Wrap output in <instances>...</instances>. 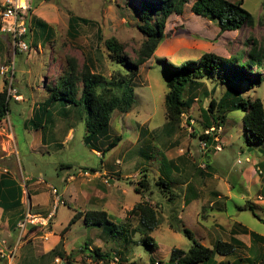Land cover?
Wrapping results in <instances>:
<instances>
[{
	"label": "rangeland",
	"instance_id": "obj_1",
	"mask_svg": "<svg viewBox=\"0 0 264 264\" xmlns=\"http://www.w3.org/2000/svg\"><path fill=\"white\" fill-rule=\"evenodd\" d=\"M4 1L0 0V7ZM24 1L29 7L26 18L30 50L15 55L11 37L0 34V67L15 57L14 86L23 97L22 102H9L5 120L8 124L10 120L12 129L7 125L0 127L16 136V149L14 135L9 139L0 136V175L8 172L23 188L24 194L30 192L32 196L36 189L38 196L31 211L25 202L21 208L10 211L13 215L21 210L47 215L45 210L52 208L47 200L50 195L54 196L52 189L55 188L66 204L59 205L58 214L53 218L52 232L56 235L76 212L101 209L85 207L84 201L80 203L84 190L92 203L100 195L104 199L100 205L109 212L110 220L126 226L131 233L119 242L106 236L104 227L89 228L79 222L68 232V244L71 246L74 241L82 247L94 242L111 254L110 262L118 259L116 264H153L152 260L164 264L170 261L173 249L188 252L192 242L183 232L171 228V219L176 216L181 220L180 227L192 231L195 239L209 248L217 240L230 241L231 231L238 223L264 237V223L249 209L264 220V141L255 139L246 130L243 112L228 113L220 127L209 113L211 100L219 102L228 89H234L245 99H259L264 105V81L254 82L257 77L251 75L252 80L248 71L203 67V77L187 86L184 100L193 99V103L184 109L179 124H167L165 108L167 83L175 67L188 64L200 67L201 57L206 53L240 60L250 51L254 40L264 51V0H243L242 6L253 16L254 25L223 34L218 20L195 15L192 11L194 0H187L184 13L168 19L165 40L153 58L141 66L135 80L132 110L128 113L115 111L110 126L100 132L89 130L88 116L81 106L67 108L65 102L50 106L52 118L43 119L38 110L48 99L44 85L51 83L69 58L76 60L79 70L87 65L109 81L116 71L124 70L108 56L105 42L109 39H116L132 60L137 59V52L145 41L139 30L142 23L133 8L140 0ZM32 16L45 21L48 28L42 24L44 22H34ZM71 16L90 21L89 25L78 24L75 38L69 35ZM254 73L264 78V62ZM6 83L0 76V91L8 88ZM44 120H49L48 124ZM54 120L60 121L50 122ZM208 132L213 142L204 148L200 136ZM119 136L121 142L104 155L105 148ZM165 162H172L176 167ZM93 169L96 172H92ZM104 171L106 175L102 174ZM85 172H90L91 177L84 176ZM162 172L176 194L173 201L154 186ZM94 173L100 175L93 176ZM145 175L149 176L153 187L143 200L157 209L160 219L159 227L150 234L153 248L146 246L141 234L136 232L138 220L128 218V213L142 200L134 188ZM70 176L75 178L67 182ZM107 178L108 184L104 183ZM188 180L191 181L189 187L185 183ZM33 183L38 186L33 187ZM189 198L192 200L186 205ZM51 225V222L46 225L45 231L52 230ZM40 233L30 235L34 237ZM5 236L0 222V240ZM237 238L245 248L232 258L217 256L219 262L239 264L241 258L253 260L264 252V245L253 242L249 235ZM98 246L92 245V248ZM80 249L75 251L81 259L79 263L88 264V258L77 253ZM38 251L36 245L28 246L18 253L16 262L64 263L62 259L55 262L54 257L40 255ZM0 264H7V261L2 259Z\"/></svg>",
	"mask_w": 264,
	"mask_h": 264
},
{
	"label": "trees",
	"instance_id": "obj_2",
	"mask_svg": "<svg viewBox=\"0 0 264 264\" xmlns=\"http://www.w3.org/2000/svg\"><path fill=\"white\" fill-rule=\"evenodd\" d=\"M187 3V0H140L133 8L142 23L139 26V30L145 37V41L141 49L137 52V59L132 60L125 52L124 46L116 39L107 40L105 46L109 52L108 56L111 62L121 65L124 69L116 71L109 81L101 74L94 73L87 65L82 70H79L75 59H67L66 66L62 68L61 72L52 79L50 84L44 85L48 99L46 105L40 107L38 110V112L43 114V119L45 117L47 119L51 117L50 106L57 102H65V106L69 108L81 106L88 116L87 123L89 130L100 132L110 126L112 115L115 111L122 113L130 112L135 104L134 86L141 66L153 58L159 46L164 42L168 19L173 15H182ZM242 5L243 0L239 2H231L229 0H194L192 11L197 16L213 17L218 20L220 33L223 34L226 32H235L246 26L252 27L254 25L253 16ZM32 20L34 22L36 20L41 23L44 22L36 17H33ZM42 24H44L45 28L49 26L46 22ZM78 24L89 25L90 21L71 16L69 20V35L73 38H75L77 29L80 26ZM242 56L240 60H237V58L227 59L206 53L201 57L200 67L194 64L175 67L167 83L168 93L165 97L167 124H179L181 122L184 109L189 108L193 103V99L184 100L187 86L203 77V67L208 70L228 68L236 71L239 69L238 72L240 73L242 71H248L250 76L254 74L257 77H254L255 79L253 80L251 76L252 80L261 84L264 78L254 73V69L262 68L264 51L257 46L254 40L250 51L246 53L245 57ZM9 102L7 87H4L3 91L0 92V122L5 120L9 114ZM237 111L244 113L243 122L246 130L255 139L264 141V105L261 100L245 99L234 89H228L219 102L216 99H212L210 102L209 113H211L213 120H215L219 127L220 124L225 122V115ZM35 126L37 127V125ZM200 140L204 141L207 147L213 142L212 136L209 133L201 135ZM120 142V136L114 138L105 148L103 154L105 155L106 152L114 149ZM164 164H169L173 168L176 167L172 162H165ZM207 167L210 168L209 165ZM197 171L203 176L204 173L198 167ZM92 172H96V170L93 169ZM170 184L165 173L162 172L159 181L154 186L159 187V191L170 201H173L176 194ZM152 187L153 184L149 176L145 175L134 188L142 196V200L128 213V218L133 217L138 220L136 232L141 234L144 244L150 248L155 246L150 234L156 231L160 225L157 209L148 201L143 200L147 192L150 191L151 193ZM23 194V188L8 172L0 175V208L4 212L21 208ZM191 200L189 198L185 204H190ZM249 209L260 222L264 223V220L252 208ZM81 218H84L85 225L89 228L104 227L106 230L105 235L112 236L119 242L131 233L126 226L112 222L105 211L76 212L73 219L64 228L63 233L69 231ZM180 221L178 216L171 219V228L175 232H183L192 242V247L188 252L173 249L170 261L164 264H230L225 261L219 262L216 257L232 258L238 250L244 249L246 245L237 238V236L242 234L249 235L253 242L264 245L263 236L249 231L245 226L238 223L231 231L230 241L217 240L212 248L205 247L195 239L192 231L185 227H180ZM45 230L46 226L44 227L43 225L30 226L23 241L27 240L31 235H37L38 232L42 233ZM91 246L87 242L77 253L90 259L91 264L111 263V254L108 251L100 248H92ZM62 249L63 242L61 241L58 249L53 251L52 255L61 256L64 264H76V252L74 251L65 256L60 254ZM152 262L156 264L154 260ZM238 263L264 264V252L260 253L253 260L250 258H241L238 260Z\"/></svg>",
	"mask_w": 264,
	"mask_h": 264
},
{
	"label": "crops",
	"instance_id": "obj_3",
	"mask_svg": "<svg viewBox=\"0 0 264 264\" xmlns=\"http://www.w3.org/2000/svg\"><path fill=\"white\" fill-rule=\"evenodd\" d=\"M33 17H36L38 18L37 16H32ZM40 19V18H38ZM42 20V19H40ZM43 21V20H42ZM45 22V21H44ZM40 88V87H39ZM4 89V88H3ZM3 91V90H2ZM45 91V90H44ZM1 92V91H0ZM68 108V107H67ZM62 113V112H61ZM52 118V117H51ZM34 120V119H32ZM45 121V120H44ZM49 121V120H48ZM48 121H45L44 123L45 124H48ZM60 120H54V121H50V122H59ZM7 125V127L11 128L12 129V125H11V122L9 120V124L6 123V120H3L2 122H0V127L2 126H5ZM43 125V124H42ZM4 135L9 139L10 137H12L13 135L15 136V134H8L6 133V129L5 128H1L0 129V136H3ZM13 136V144L15 145V149H16V136L14 137ZM6 138V139H7ZM11 144V141L9 142ZM95 151V150H94ZM102 174H107L106 171H104ZM100 175V174H99ZM14 178V177H13ZM71 181V176L69 178H67V182H70ZM28 182H32V181H28ZM186 185L189 187V185L191 184V181L188 180L187 182H185ZM38 185H36V183H33V187H36ZM84 196L80 198V203H82L84 201V205L85 207H101L100 210H80V212H87V211H105V209L103 208V206L100 205V203H102L104 201L103 197L98 195L97 196V199H95V203H92V199H88V194L86 192V190H84ZM24 192V191H23ZM59 193V192H58ZM38 191L35 189V192H34V195L31 196L30 192H28V194H23V198H22V203H28L29 204V209L32 210L33 209V201L36 199V197L38 195ZM62 198H63V195L61 194L60 195ZM80 197V196H79ZM99 198V199H98ZM64 199V198H63ZM77 201H78V198H77ZM47 203H48V206L51 207V210H45V213H47V215L45 216H41L42 214H39V212H37V214H34L36 215L37 217L40 216L39 218L42 220V225L43 226H46L48 225L50 222H51V226H52V230L50 231H43L40 235L38 236H30L27 240L23 241L18 247H17V255L18 253H20L22 250H24L25 248H27L28 246H34L36 245L37 248L40 249V251H38V254L40 255H50L52 257L55 258V262H56V259H62L61 256L59 255H52L53 251H55L56 249H58V246L60 244V242L62 241L63 242V249L61 250V253L62 255H69L71 254L72 252L76 251V250H79L81 245L78 244V242H71L72 245L69 246L68 244V241H69V238H68V232L73 228V227H76L79 225V222H83L84 225H85V222H84V218H81L79 219L73 226L72 228L63 233V230L61 229V231L58 232V234H53L52 231H54V227H55V224L53 223V218L56 217V215L58 214V211H59V205L56 204V197L55 196H52L50 195L49 199L47 200ZM96 204V205H95ZM66 205V204H65ZM83 206V204H81ZM39 207V206H38ZM107 212V210L105 211ZM27 213L24 212L23 210L19 211L17 214L15 213V215H13L11 212H4L3 210L0 209V222H2V229H4V232L6 233V236L4 237V240H6L8 242V246L10 248H14L17 246V243L19 242V239H20V233L17 229V224L18 222L20 221L21 218H23V216ZM108 214V217L109 219H112L111 218V215L109 214V212H107ZM114 222V221H113ZM115 223V222H114ZM30 228V227H29ZM29 231V230H28ZM52 232V233H51ZM28 233V232H27ZM63 234V236H62ZM27 235V234H26ZM26 235H23L22 237L25 238ZM53 239V242H51ZM76 241V240H75ZM51 242V243H50ZM94 246H98L97 244H95L93 242ZM92 247V246H91ZM99 248V246H98ZM16 255V256H17ZM221 257V256H219ZM225 258V257H223ZM77 259V263L76 264H80L79 261H81V259L79 257L76 258ZM63 260V259H62ZM88 264L90 263V259H88ZM20 262H16V259L14 260L13 264H20ZM62 264H64L63 262H61ZM8 264V263H7Z\"/></svg>",
	"mask_w": 264,
	"mask_h": 264
},
{
	"label": "built area",
	"instance_id": "obj_4",
	"mask_svg": "<svg viewBox=\"0 0 264 264\" xmlns=\"http://www.w3.org/2000/svg\"><path fill=\"white\" fill-rule=\"evenodd\" d=\"M28 11V5H21L18 0H5L0 7V34H7L11 37L15 55L17 52L26 53L30 50V45L27 42L28 25L26 15ZM15 75L16 67L14 57L10 62L4 63L0 67V76L6 79V84L8 85V99L10 101L14 100L16 102H22L23 97L19 95L18 90L14 86ZM203 147H207L205 142L203 143ZM217 149L220 150L219 148ZM95 174L99 175L98 173H94L92 175L95 176ZM83 175L88 178L91 177L90 172H85ZM74 178L71 177V180H74ZM104 183L108 184L109 179H105ZM52 194L56 197L57 205H65V202L59 195L57 189L53 188ZM30 211H28L24 218L21 219L17 224V229L20 233V239L16 247L10 248L6 240H0V260L4 259L8 264H13L17 255V247L24 239L22 236L27 234L30 226L42 225V220L36 215L32 214ZM116 262L118 263V259H115V261L111 262L110 264H116Z\"/></svg>",
	"mask_w": 264,
	"mask_h": 264
},
{
	"label": "bare ground",
	"instance_id": "obj_5",
	"mask_svg": "<svg viewBox=\"0 0 264 264\" xmlns=\"http://www.w3.org/2000/svg\"><path fill=\"white\" fill-rule=\"evenodd\" d=\"M19 1H20V0H19ZM24 2H25V1H24ZM24 2H23V4H21V3H20V4L23 5V6L26 5V3L24 4Z\"/></svg>",
	"mask_w": 264,
	"mask_h": 264
},
{
	"label": "clouds",
	"instance_id": "obj_6",
	"mask_svg": "<svg viewBox=\"0 0 264 264\" xmlns=\"http://www.w3.org/2000/svg\"><path fill=\"white\" fill-rule=\"evenodd\" d=\"M24 0H21V3L23 4Z\"/></svg>",
	"mask_w": 264,
	"mask_h": 264
}]
</instances>
